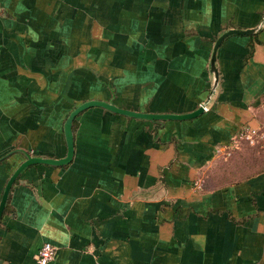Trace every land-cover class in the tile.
Segmentation results:
<instances>
[{
  "label": "crops",
  "instance_id": "obj_1",
  "mask_svg": "<svg viewBox=\"0 0 264 264\" xmlns=\"http://www.w3.org/2000/svg\"><path fill=\"white\" fill-rule=\"evenodd\" d=\"M0 202L27 154L63 158L88 100L201 115L152 121L91 107L75 154L34 164L0 220V264H264V0H0Z\"/></svg>",
  "mask_w": 264,
  "mask_h": 264
},
{
  "label": "water",
  "instance_id": "obj_2",
  "mask_svg": "<svg viewBox=\"0 0 264 264\" xmlns=\"http://www.w3.org/2000/svg\"><path fill=\"white\" fill-rule=\"evenodd\" d=\"M260 28H261V25L255 27V28H249V29L230 28L227 31H225L224 33H222L217 38L215 45H214L212 58H211V71L214 75V82H213V86L211 89V93H210L209 98L204 103H202L201 106L197 110H195L193 112L185 113V114L139 112V111L130 110L127 108H122V107L115 105L112 102H107V101H103V100H88V101L80 104L79 106H77L69 114V116L65 122V125H64L65 136H66V141H67V146H68L67 155L63 158L56 159V158H45V157H39V156H33L30 154H27V159L15 170V172L12 174V176L10 177V179H9V181L5 187V190H4L1 202H0V220L4 214L12 186L24 169H26L30 165L39 164V163L62 166V165H66V164L70 163L73 160L74 154H75V140H74L73 125H74V121H75L76 117L81 112H83L84 110H86L88 108L97 106V107L106 108L110 111L120 113L123 115L131 116V117H135V118L149 119L152 121H162V120H171V119L185 120V119L195 118V117L201 115L203 112H205L207 104L210 102L211 97L215 94L216 89L219 85L220 74H219V69H218V65H217V60H218L217 53H218V49L221 46V44L223 43V41L231 35H251V34H254Z\"/></svg>",
  "mask_w": 264,
  "mask_h": 264
},
{
  "label": "built area",
  "instance_id": "obj_3",
  "mask_svg": "<svg viewBox=\"0 0 264 264\" xmlns=\"http://www.w3.org/2000/svg\"><path fill=\"white\" fill-rule=\"evenodd\" d=\"M1 11V6H0ZM243 142H249L252 145H260L264 149V130L260 128H252L250 126H242L237 128L230 137V143L224 150L226 155H230L231 151L238 148ZM57 246L52 242H44L38 253L36 260L38 264H49L55 259Z\"/></svg>",
  "mask_w": 264,
  "mask_h": 264
},
{
  "label": "rangeland",
  "instance_id": "obj_4",
  "mask_svg": "<svg viewBox=\"0 0 264 264\" xmlns=\"http://www.w3.org/2000/svg\"><path fill=\"white\" fill-rule=\"evenodd\" d=\"M262 114L264 116V109L262 110ZM242 145H248V146H254V147H259V148H262L260 145H252L250 144L249 142H243ZM263 149V148H262Z\"/></svg>",
  "mask_w": 264,
  "mask_h": 264
},
{
  "label": "trees",
  "instance_id": "obj_5",
  "mask_svg": "<svg viewBox=\"0 0 264 264\" xmlns=\"http://www.w3.org/2000/svg\"><path fill=\"white\" fill-rule=\"evenodd\" d=\"M157 122H159V121H157Z\"/></svg>",
  "mask_w": 264,
  "mask_h": 264
}]
</instances>
